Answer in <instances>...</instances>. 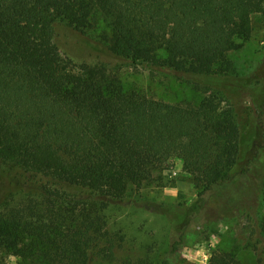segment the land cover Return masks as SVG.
<instances>
[{
	"label": "trees",
	"instance_id": "trees-1",
	"mask_svg": "<svg viewBox=\"0 0 264 264\" xmlns=\"http://www.w3.org/2000/svg\"><path fill=\"white\" fill-rule=\"evenodd\" d=\"M260 12L264 0H0V264L8 256L16 264L112 260L124 239L106 227L104 211L161 181L172 159L202 189L191 206L172 210L159 264L176 263L208 211L243 208L254 161L264 205V146L246 157L236 106L241 90L256 100L264 85L248 88L229 57ZM61 31L76 50L92 39L112 59L163 69L206 94L172 103L126 88L109 61L62 57ZM30 188L39 200L26 203ZM258 227L257 243L264 214ZM210 264L241 263L222 253Z\"/></svg>",
	"mask_w": 264,
	"mask_h": 264
},
{
	"label": "rangeland",
	"instance_id": "rangeland-1",
	"mask_svg": "<svg viewBox=\"0 0 264 264\" xmlns=\"http://www.w3.org/2000/svg\"><path fill=\"white\" fill-rule=\"evenodd\" d=\"M251 34L239 50L229 52L234 73L248 77L246 86L264 85V13L251 15ZM72 33L61 31L60 55L74 59L105 60L108 67L116 72L126 88H132L145 96L172 103L190 102L197 104L205 91L178 80L171 72L163 69L149 71L148 68L125 60L112 59L97 47L94 40L90 49L76 50L72 44ZM250 90H241L239 103L240 118L245 124L248 143L244 153L251 157L255 149L264 146V97ZM254 93V92H253ZM225 103V102H224ZM262 109V110H259ZM245 121V122H244ZM264 155V148L261 150ZM247 160V159H246ZM261 164L252 162L248 183L251 190L245 198L242 209L217 213L210 210L207 218L192 224L186 243L180 247L179 258L175 264H210L212 255L230 253L241 264H259V253L264 248L259 220L264 214L260 196ZM158 182H150L139 190L130 191L122 200L111 203L104 211L105 225L114 232V238L123 237L117 242L115 257L103 260L92 257L89 264H159L170 241V222L172 210L191 206L202 189L192 176L182 169L181 161L172 159ZM22 201L29 203L39 200L30 188ZM33 191V192H32ZM75 193L77 190H69ZM78 192V191H77ZM71 193V194H72ZM19 195L14 196L11 205L18 203ZM85 197V196H84ZM241 206V207H242ZM7 264H16V257L5 258Z\"/></svg>",
	"mask_w": 264,
	"mask_h": 264
}]
</instances>
